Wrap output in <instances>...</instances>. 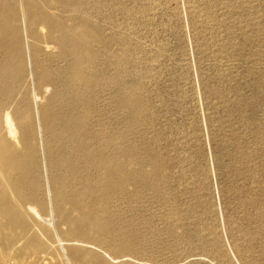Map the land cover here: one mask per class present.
<instances>
[{"label":"rangeland","instance_id":"obj_1","mask_svg":"<svg viewBox=\"0 0 264 264\" xmlns=\"http://www.w3.org/2000/svg\"><path fill=\"white\" fill-rule=\"evenodd\" d=\"M15 1L21 12L25 0ZM35 1L88 33L86 82L68 80L73 58L52 43L38 56L55 67L57 84L46 93L32 78L27 85L40 179L46 188L47 151L70 142L48 141L42 109L64 117L88 104L85 126L75 128L92 155L76 169L84 178L67 175L66 207L98 211L110 227L85 223L82 237L71 232L66 252L80 254L60 263L264 264V0ZM19 25L28 49V23ZM121 170L123 186H111Z\"/></svg>","mask_w":264,"mask_h":264},{"label":"bare ground","instance_id":"obj_2","mask_svg":"<svg viewBox=\"0 0 264 264\" xmlns=\"http://www.w3.org/2000/svg\"><path fill=\"white\" fill-rule=\"evenodd\" d=\"M16 2L17 1L15 0H0V264H62L60 262L65 263L66 261H69L71 254H80L79 251H71L70 253L69 251L66 252L68 248L67 246L72 244L68 243L70 240L68 236L71 232L81 236L83 233L82 230H84H81V228L87 225H83L85 223H88V225L90 224L93 227H97L99 230H103L106 227L101 221V218L103 217H101L100 214L97 215V213H99L98 211L96 214L91 212L76 214L71 212L66 207V194L68 193L66 192L68 191L67 178L69 175L84 178L85 176L83 175L85 174L81 176L78 175L76 169L80 164H82L81 162L84 159L85 154L92 155V152L89 153L87 150L88 147L84 145L86 142H80L81 134H79L76 130V128H78L76 127L77 124L84 125L83 122L88 104L83 106H80V104L79 108L73 109L70 112H65L67 115L64 113V117L62 114L55 115L54 112H52L51 106L44 107L42 109L40 113L42 127L44 132L48 136H51V139L48 141L55 142V140H60L65 136L70 140V142L72 141V143L76 144L75 146H71L72 144L70 145V142L69 144H60L56 147V150L58 149L57 152L54 150L52 151L48 146L50 149L47 151L46 157L48 161V168L50 170V176L46 181L47 184L45 188L40 179L41 168L39 169V159H37L38 148H36V132L33 121L34 116L31 114L30 103L28 102L30 97L29 92L31 91L29 90L28 92L27 85L30 78H32L34 79V82L36 81L40 88L46 87V89L43 90V92L46 93L49 86L57 84V81H55L53 76L56 74L58 75V73L54 74V72H52L55 67L51 70L47 62L38 56L39 53H42L45 50H50L53 45L52 43H54L55 47L59 48L60 53L65 55V57L69 54L68 56H72L71 58H73L71 62H74L73 66L75 73L74 77H71V79L68 80L73 83L77 80L81 82L80 84H82V82L85 81L83 63L88 53H84L86 48L84 45H81V41H83L88 33L82 27L76 29L65 27L60 19H57V17L49 12V10L48 12H45L43 8L38 6L35 0H25L24 2L20 1L22 4L21 12L16 9ZM21 18L27 21L28 35L32 39L30 40L31 43L29 42L30 44H28V49L24 47V41L22 40V29L19 25ZM34 26H37V29H34ZM38 43H42L43 45ZM26 53L27 57L28 54L30 56V62L28 61V63H31L30 65L32 67H30L31 69H29L28 74L26 73ZM58 56L60 57L59 54ZM57 77L56 79L59 78ZM69 84L67 86L70 88ZM65 85L66 80L65 84L62 86L65 87ZM87 86L88 85H86V90H88ZM78 88H80V86ZM83 88L82 90H84ZM82 90L78 89L77 91L80 92ZM75 91L73 92L75 93ZM84 91H82V94ZM55 92H52L49 96L50 100L56 98V94L58 92L56 94ZM74 93L72 94L74 95ZM62 95L64 96V94ZM70 95L68 99L70 98ZM84 95H87V91ZM73 97L77 99L78 94L75 93L72 98ZM72 98H70L71 102L73 100ZM68 101L65 102L68 104ZM71 102H69V104ZM89 103L91 102L89 101ZM63 105H65V103ZM60 108L66 109L68 107L65 108V106L63 107L61 105ZM74 108H76V105ZM64 111L61 112L63 113ZM59 125L60 127L62 126V128L57 135L56 131ZM89 135L93 136V134L90 133ZM81 140H84L83 136ZM103 143L105 144V140ZM98 144L100 145V143ZM85 147L87 148L85 149ZM98 149H100V147ZM101 150H103V148H101ZM101 150L98 151V154H100L99 152H101ZM109 155L110 154H108V156ZM71 159H73L74 162H72ZM90 161L91 160H89V162ZM110 161L108 160L104 163L102 162L106 169H109L111 165ZM86 165L84 166L85 169H87ZM92 168L93 167H91V169ZM87 171L89 170L87 169ZM65 172L67 174H65ZM112 174L114 173L111 172L110 175ZM122 176H125V172L123 170L119 171V175H116V178L113 179L114 181H112V184L110 185H116L117 187L123 186L124 180H122ZM89 179H91V177L85 180L88 181ZM89 181L91 182V180ZM126 181L127 179L125 182ZM87 183L89 184V182ZM109 183H111V181ZM84 185L86 186V184ZM94 188L95 187L92 189ZM88 189L89 185L87 190H85V195L92 192ZM96 190L98 192V189ZM113 190L117 191L115 187ZM74 191L76 190L74 189ZM102 192L100 190L99 193H101V196L103 197L104 194L102 195ZM81 193L79 192L78 195ZM94 193L95 192H93L91 197L95 196ZM106 196H108V194ZM69 197H72V194ZM71 200L74 201V199ZM98 200H100V198ZM67 202L70 201L68 200ZM80 208L81 206L77 202V205L75 204V211L76 209L80 210ZM81 225L83 226L81 227ZM67 228H71V230ZM109 228L107 227L106 229L109 230ZM94 231H96V228ZM72 238H74V235ZM81 249L83 250V248ZM64 259L66 261H64Z\"/></svg>","mask_w":264,"mask_h":264}]
</instances>
